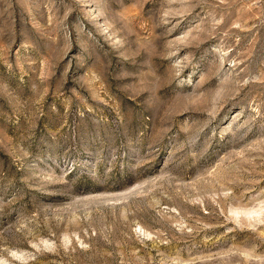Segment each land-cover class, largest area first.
I'll use <instances>...</instances> for the list:
<instances>
[{
  "label": "rangeland",
  "instance_id": "374dc122",
  "mask_svg": "<svg viewBox=\"0 0 264 264\" xmlns=\"http://www.w3.org/2000/svg\"><path fill=\"white\" fill-rule=\"evenodd\" d=\"M0 264H264V0H0Z\"/></svg>",
  "mask_w": 264,
  "mask_h": 264
}]
</instances>
